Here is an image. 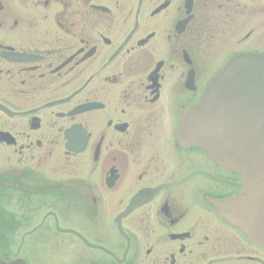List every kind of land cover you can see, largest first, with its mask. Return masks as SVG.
<instances>
[{"label":"flooded vegetation","instance_id":"af4514ba","mask_svg":"<svg viewBox=\"0 0 264 264\" xmlns=\"http://www.w3.org/2000/svg\"><path fill=\"white\" fill-rule=\"evenodd\" d=\"M240 51L264 0H0V260L264 264L211 202L243 177L179 141Z\"/></svg>","mask_w":264,"mask_h":264},{"label":"water","instance_id":"95a60500","mask_svg":"<svg viewBox=\"0 0 264 264\" xmlns=\"http://www.w3.org/2000/svg\"><path fill=\"white\" fill-rule=\"evenodd\" d=\"M180 132L182 144L203 147L245 177L241 194L214 203L264 246V53L231 56L185 111Z\"/></svg>","mask_w":264,"mask_h":264},{"label":"rangeland","instance_id":"374dc122","mask_svg":"<svg viewBox=\"0 0 264 264\" xmlns=\"http://www.w3.org/2000/svg\"><path fill=\"white\" fill-rule=\"evenodd\" d=\"M225 56H221L217 59V61L215 62V66L218 65L223 59H224Z\"/></svg>","mask_w":264,"mask_h":264}]
</instances>
